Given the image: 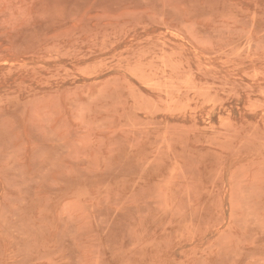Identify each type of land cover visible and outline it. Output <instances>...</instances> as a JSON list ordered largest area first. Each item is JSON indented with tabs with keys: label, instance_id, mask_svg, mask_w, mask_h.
I'll use <instances>...</instances> for the list:
<instances>
[{
	"label": "rangeland",
	"instance_id": "obj_1",
	"mask_svg": "<svg viewBox=\"0 0 264 264\" xmlns=\"http://www.w3.org/2000/svg\"><path fill=\"white\" fill-rule=\"evenodd\" d=\"M0 264H264V0H0Z\"/></svg>",
	"mask_w": 264,
	"mask_h": 264
}]
</instances>
